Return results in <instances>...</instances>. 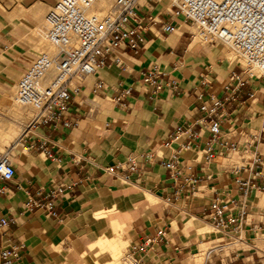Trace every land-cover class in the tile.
I'll return each instance as SVG.
<instances>
[{"label": "crops", "instance_id": "0c3cea01", "mask_svg": "<svg viewBox=\"0 0 264 264\" xmlns=\"http://www.w3.org/2000/svg\"><path fill=\"white\" fill-rule=\"evenodd\" d=\"M56 1L0 0V109H11L12 88L47 43L44 18ZM114 3L98 0L92 10L107 12ZM136 8L145 26L141 49L120 48L115 53L120 65L109 57L92 76L72 80L66 116L75 126H41L24 143L18 137L5 149L15 172L0 192V220L9 221L0 228V251L15 249L12 264H113L116 250L126 254L144 241L148 250L138 256L139 264H193L203 249L209 250L205 264H264L262 193H251L237 233L221 234L216 247L204 235L212 228L207 206L215 198L240 201L235 181L251 177L254 156L262 159L259 181H264V143L256 142L264 132V76L247 79L224 103L221 139L236 151L216 146L215 159L206 163L202 106L211 95L223 99L230 74L243 68L216 44L195 40L192 26L171 16L169 0H136ZM165 25L171 33L163 31ZM152 68L162 73L163 90L150 99L141 75ZM97 81L104 87L93 94ZM123 88L131 90L126 108L112 102ZM180 125H192L201 138L176 160L181 175H194L199 183L193 196L183 192L166 202L176 183L162 163L184 141L171 140ZM41 137L50 155L36 148ZM29 146L34 148L25 149ZM28 200L41 206L26 207ZM157 230L165 238L150 244Z\"/></svg>", "mask_w": 264, "mask_h": 264}, {"label": "built area", "instance_id": "2783aa9c", "mask_svg": "<svg viewBox=\"0 0 264 264\" xmlns=\"http://www.w3.org/2000/svg\"><path fill=\"white\" fill-rule=\"evenodd\" d=\"M98 0H57L44 18V38L54 49L52 53H41L22 73L15 86L13 102L29 107L33 118L18 138L24 143L25 137L41 126L53 129H70L75 123L67 118L71 100L70 88L73 79L92 76L97 70L106 67L109 57L115 65L121 59L115 53L120 48L138 51L144 42V19L138 14L136 0H115L113 7L106 13L93 12L92 7ZM171 16L193 27V38L203 44L222 43L237 53L246 63L241 73H231L229 83L224 88V98L209 97V105H203V124L208 136L203 153L206 163L216 157V146L235 152L236 147L221 139L220 111L224 103L233 100L246 84L247 79L264 76V0H169ZM165 33L172 27L165 25ZM257 75V76H256ZM162 73L152 68L141 75V82L149 89L150 99L163 90L160 83ZM97 81L93 94L103 89ZM172 87L176 88L173 82ZM131 90L123 88L112 102L122 108L128 107L127 98ZM179 143L178 151L162 163L176 188L166 202L179 200L181 194L193 196L199 180L191 174L181 175L177 166V156L182 150L197 145L201 139L192 125L174 128L171 140ZM37 149L50 155L46 140L41 137ZM264 143L263 135L256 138ZM34 148L33 146L25 147ZM262 159L254 156L248 171L251 177L235 181L239 202H221L215 198L207 206L206 217L213 230L220 234L237 233L247 217V201L253 191L264 194V181H259ZM111 171V169H108ZM14 167L9 152L0 151V192L4 183L14 177ZM51 197L53 195H50ZM26 207H40L38 201L28 200ZM45 207L51 216H56L50 203ZM9 221L0 220V228ZM163 230H157L150 238V244L164 240ZM148 245L141 241L131 245L125 254L127 264H139L138 256L146 253ZM17 258L14 248L0 251V264H12Z\"/></svg>", "mask_w": 264, "mask_h": 264}, {"label": "rangeland", "instance_id": "374dc122", "mask_svg": "<svg viewBox=\"0 0 264 264\" xmlns=\"http://www.w3.org/2000/svg\"><path fill=\"white\" fill-rule=\"evenodd\" d=\"M89 13H93V10L89 11ZM103 13H106V12H103ZM189 30L192 33L194 32L193 27L190 28ZM42 45L43 46H41L37 50L36 57L41 53H50V52L52 53L54 51V49L50 45H48L46 42H43ZM216 46L221 48V50L225 53L226 58L229 59L230 63H237L238 65L242 66V68H245L246 66L245 61L237 53H235L232 49H230L228 46L222 43H217ZM12 93L14 96L15 87L12 88ZM10 105L12 109H17L19 107L21 115L12 110L0 109V136L6 137V143L4 144V146H2V148L0 147V151H4L16 141V139L23 132V130L29 124V122L31 121L34 115V112L29 107H20L16 105L13 102V97L12 99H10ZM263 200H264V197H263ZM204 231H205L204 235L208 236L209 238L213 240V247H216L223 240L222 235L216 232L215 230H213L212 228L211 229L205 228ZM208 251L209 250L203 249V251H201L199 254L200 257L197 255L192 258V263L193 264H205L206 260L208 259V256L206 255ZM113 258H114L113 264H127V262L125 261L126 259L125 254L122 252V250L114 253Z\"/></svg>", "mask_w": 264, "mask_h": 264}, {"label": "bare ground", "instance_id": "6f19581e", "mask_svg": "<svg viewBox=\"0 0 264 264\" xmlns=\"http://www.w3.org/2000/svg\"><path fill=\"white\" fill-rule=\"evenodd\" d=\"M91 11V10H90ZM45 39V38H44ZM51 53V52H50ZM7 94V93H6ZM5 94V95H6ZM3 104V103H2ZM14 105V104H13ZM17 105V104H16ZM8 106V105H7ZM18 106H20V105H18ZM15 107V106H14ZM20 107H24V106H20ZM7 108V107H6ZM5 108V109H6ZM16 108V107H15ZM7 110V109H6ZM8 110H12V111H15V112H17V113H19L20 114V109H19V107L17 108V109H12V107H11V109H8ZM8 112V111H7ZM9 114V113H8ZM21 115V114H20ZM23 117V116H22ZM12 125V124H11ZM13 130V129H12ZM17 131V130H16ZM9 133V132H8ZM7 133V134H8ZM15 134V133H14ZM8 142V141H7ZM6 143V137H3V136H0V147L2 148V146H4V144ZM40 157V156H39ZM260 197V196H259ZM264 201V200H263ZM263 204V203H262ZM190 222V221H189ZM188 226H189V224H188ZM200 231V230H199ZM118 242H119V240H117ZM115 244H116V242H114ZM113 243V244H114ZM101 244V243H100ZM99 244V246L100 247H104L105 245H108V242L106 241V242H104V243H102L101 245ZM112 244V243H111ZM110 244V245H111ZM114 244V245H115ZM118 244V243H117ZM118 246V245H117ZM99 247V248H100ZM118 248H119V246H118ZM115 249H117V248H115ZM113 250H114V248H113ZM108 251V250H107ZM109 251H111V250H109ZM116 252H118L117 250H116ZM93 253V252H92ZM111 253H112V251H111ZM114 254V253H113ZM111 256V255H110ZM199 256V255H198ZM113 257V256H112ZM200 257V256H199ZM198 262V261H197ZM112 264V263H111Z\"/></svg>", "mask_w": 264, "mask_h": 264}]
</instances>
